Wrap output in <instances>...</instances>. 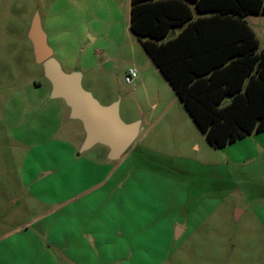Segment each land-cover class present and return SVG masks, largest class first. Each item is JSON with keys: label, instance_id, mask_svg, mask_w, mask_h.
<instances>
[{"label": "rangeland", "instance_id": "obj_1", "mask_svg": "<svg viewBox=\"0 0 264 264\" xmlns=\"http://www.w3.org/2000/svg\"><path fill=\"white\" fill-rule=\"evenodd\" d=\"M129 11L130 0H0V264H16L17 243L41 236L38 227L67 241L61 262L59 245H44L58 264H264V132L212 148L130 32ZM36 13L61 69L79 71L101 105L117 101L125 123L140 121L123 161H108L101 145L68 150L82 128L49 98L34 61L27 32ZM247 22L261 35L263 16ZM129 69L137 78L127 85ZM115 166L117 175L148 174L143 188L160 182L164 193L157 205L146 197L138 220L121 212L108 228L103 189L80 180ZM171 224L172 238L163 237ZM135 237L147 254L129 260L121 253Z\"/></svg>", "mask_w": 264, "mask_h": 264}, {"label": "trees", "instance_id": "obj_2", "mask_svg": "<svg viewBox=\"0 0 264 264\" xmlns=\"http://www.w3.org/2000/svg\"><path fill=\"white\" fill-rule=\"evenodd\" d=\"M248 15H264V0H130V32L214 149L264 131V51Z\"/></svg>", "mask_w": 264, "mask_h": 264}, {"label": "water", "instance_id": "obj_3", "mask_svg": "<svg viewBox=\"0 0 264 264\" xmlns=\"http://www.w3.org/2000/svg\"><path fill=\"white\" fill-rule=\"evenodd\" d=\"M27 38L36 64L42 68L43 78L49 83V98L61 100L68 109L70 120L80 123L84 133L78 154L96 145L107 148L106 158L116 161L135 142L140 133V121L125 123L119 116L118 102L101 105L81 85V73L61 69L47 44L38 14H34Z\"/></svg>", "mask_w": 264, "mask_h": 264}, {"label": "crops", "instance_id": "obj_4", "mask_svg": "<svg viewBox=\"0 0 264 264\" xmlns=\"http://www.w3.org/2000/svg\"><path fill=\"white\" fill-rule=\"evenodd\" d=\"M248 16H255V17L263 16L264 17V15H248ZM247 17H245L246 22H247ZM252 30L256 38L258 39L259 51H264V28L260 30L261 35H259L255 31V29L252 28ZM175 97L178 100L176 95ZM141 128L142 127L140 125V130ZM251 135H253V133ZM83 138H84V133L81 135L76 146H70V145L67 146L68 144H66L68 150H70L72 154H74L75 152H77V156L81 154V153L78 154V149L83 141ZM233 144H230V145H233ZM123 157L124 155L121 156L116 161H123ZM116 161H110V162H116ZM115 168L116 166L111 167L109 168V172L102 173V174H99L98 172H95V173L92 172L90 174L87 173L86 175L81 176V180H80L82 183L81 184L82 187H85L87 191L97 192V191H101V188L103 189L100 194L103 197L102 203L105 206L104 218L107 220L108 228L112 226L117 227L118 223L116 224L115 222L117 221L118 218L122 217L123 212L137 213L134 216V218L138 220L139 214L145 210L146 203H147L146 197L150 199L148 200V202L152 201L154 205H157L156 204L157 196L158 195L161 196L164 193L163 184L160 182H158L159 184L156 185V187H154L151 190L143 188V184L148 180V176H149L148 174L136 172L135 174H128V175L118 174L117 175L113 172ZM117 182L118 183L123 182V184L120 185L122 186L121 187L122 189L118 191H116V188H118ZM240 213H241L240 211L236 210V216H238ZM124 215L126 216V214ZM172 226L173 224L169 226L170 227L169 234L167 233L169 230H164V232L162 233L163 237L168 238L169 236L170 238H172ZM38 229L40 230L39 232H41L40 234L41 236L29 237L28 239H23L22 241H19L17 243L20 246L22 245L23 247L19 248L17 246L18 254H17V257H15L16 259H14L16 261V264H58L57 262L55 263V261L51 258L52 256L50 255V253L48 251L46 252L47 249H45V246H44L45 244L53 245L56 251H57L56 246L59 245L60 249L57 252H58L59 257L61 258L59 259L60 262L68 260L67 241L64 238L62 239L61 237L55 238L49 235L50 233L47 234L46 232L48 231H46L45 227L44 229L38 227L37 230ZM183 232H184L183 229L176 227L175 232H174L175 239L179 238L183 234ZM82 239H83L82 241H84L83 244L89 247V244L87 243V237L82 238ZM89 243L90 244L96 243L94 236L90 239ZM146 244H147L146 239L143 240V238L135 237V239L129 242V247L126 250H124L121 254L125 257L129 256L128 257L129 260L134 257L142 258V256L144 257V255L147 254ZM74 260H78L77 256H74Z\"/></svg>", "mask_w": 264, "mask_h": 264}, {"label": "built area", "instance_id": "obj_5", "mask_svg": "<svg viewBox=\"0 0 264 264\" xmlns=\"http://www.w3.org/2000/svg\"><path fill=\"white\" fill-rule=\"evenodd\" d=\"M137 78V73L134 69H129L127 73L123 76V81L125 84L130 85Z\"/></svg>", "mask_w": 264, "mask_h": 264}]
</instances>
